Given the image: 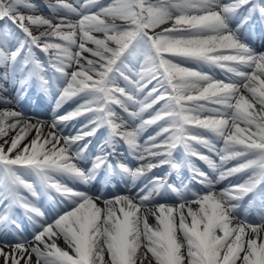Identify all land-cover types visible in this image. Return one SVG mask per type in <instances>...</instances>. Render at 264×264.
Returning a JSON list of instances; mask_svg holds the SVG:
<instances>
[{
  "label": "snow or ice",
  "instance_id": "snow-or-ice-1",
  "mask_svg": "<svg viewBox=\"0 0 264 264\" xmlns=\"http://www.w3.org/2000/svg\"><path fill=\"white\" fill-rule=\"evenodd\" d=\"M48 7L66 15H33L29 0H0V78L19 75L20 91L37 78L42 88L57 89L58 108L81 102L50 125L0 109V225L15 224L11 210L20 207L34 227L31 240L0 244L3 264H264V199L259 223L248 221L247 208L238 215L246 196L251 205L264 190V52L242 39L255 14L264 23V0H57ZM79 117L86 122L66 135ZM151 126L154 134L142 140ZM102 127L107 137L85 169L87 138ZM120 140L135 167L112 163ZM178 146L202 190L153 174L165 165L180 169ZM192 157L216 175L193 167ZM229 161L237 163L225 167ZM102 169L128 178L126 192L105 198L62 182L88 185ZM237 175L247 179L217 190ZM37 184L60 198L51 214L21 194L39 199ZM168 193L179 203L157 202Z\"/></svg>",
  "mask_w": 264,
  "mask_h": 264
},
{
  "label": "bare ground",
  "instance_id": "bare-ground-1",
  "mask_svg": "<svg viewBox=\"0 0 264 264\" xmlns=\"http://www.w3.org/2000/svg\"><path fill=\"white\" fill-rule=\"evenodd\" d=\"M34 1H38L39 4L36 5V8L30 14H33V15H43V16H45L47 18H52L54 15L55 16L66 15L65 11H58V12H55L54 13L51 9L48 8V6H46V4H44V3L41 2L42 0L41 1L40 0H29V2H31V3H33ZM104 2H107V1L106 0H101V3L102 4ZM80 3H84V0H78V2L75 4V6L78 5V4H80ZM40 11H42L44 13H39ZM68 18L69 19H73V20L76 19V18L74 19L73 17H70L69 15H68ZM236 22L237 21H234L233 22V26L235 25ZM33 31H34V34H35V32H36L35 27L33 28ZM257 31H258V33H262L258 29H257ZM256 36L258 37V39L255 38V37H253V39H251L248 35H244L243 34L242 35V39H243V42L245 41L246 43L252 45V48L253 49L257 48V49H255L256 51L258 50V52H264V48L263 47H258V46L264 44V39H261V35H256ZM220 78H223V77H220ZM34 84L35 83L29 84L27 86L26 85L24 86V89L23 90H26L27 91V93L25 94V98H27L28 100H31V97L37 96V93H39V91H38L39 89L36 88ZM20 87L21 86L19 84V78H13L12 76H9V78H8L7 81H5L4 79H1L0 80V88H1V90H3L5 92V94L1 93V98H7V99H9V100L12 101L11 104L1 106L0 109H3L5 107H7V108H14L16 111H20L17 108V106L14 105V103H18L20 101L21 94H22V91H20ZM54 93H55V88H51V89H47V90L44 89L40 93V99H44L47 96H52ZM47 105L49 106V107H47V109H48L49 114L51 115L50 117H54L58 113H60L62 110L72 108L74 106V103L71 102V101L70 102L68 101L66 104H64V106L59 107V108L52 107L50 103H47ZM28 119L32 123H36L37 120H41V121H44L46 125H50V122L49 121L42 120V119H39V118H28ZM83 119H84V117H79V118H76L75 120H72V121H69V122H71L70 124L73 126L74 122L80 124ZM45 130L47 131V127L45 128ZM66 135H68V134H66ZM30 138L31 137H29V139ZM0 143H2V141H0ZM125 148H126V145L124 143H122V149H125ZM121 153H123V156L120 155ZM117 156H118L119 159H121L122 161H124V163H126L130 167H135L137 165V163H138L135 159H133L131 156H129L126 151L123 152L122 150L121 151L119 150ZM182 156L183 155L181 154V156L178 159L179 162L182 161ZM217 162H219V161H217ZM231 162H234V161H229L225 165V167H228L227 165H229ZM80 163H81V166L85 167L84 165H87L86 168H90L91 163L88 162V159H85L84 161H82ZM203 165L207 166L210 169V167L208 166V164H207L206 161L203 163ZM170 170H172V169H170ZM176 171L177 170H172L173 176H175V177H177L176 175H174V172L176 173ZM116 177H117V175H112V174H109V173H106V175H105V179L106 180H109V181L116 180ZM179 177L182 178L183 176L181 175V176H178V178ZM236 180H239V175L230 177V178H228V179H226L224 181L219 182L216 185V188H217V190H220V189H222L224 187H227L229 183H232V182H234ZM87 186L88 185H84L83 184L81 187L79 186V189H77V190H82V191L89 190V188ZM38 188H40V187L37 184V189ZM96 191H99L98 188L96 189ZM52 192H53V190H52ZM46 193L47 192H45V194ZM119 194H121V193H119ZM106 196L107 195H103V197L107 198ZM261 199H264V197L262 195H261L260 198H258L256 200V202H255V204L253 206L257 210L260 208V200ZM39 202H40V204H42V205L44 204L45 205V204L48 203V200H46V197L44 195V198L41 201H39ZM157 202H166V201H160V200L157 199ZM238 215H239L240 218H244L245 217V211H241V212L238 211ZM247 219H248L249 222H253V223H259L260 222L259 217L258 218H253V217H250V216L247 215ZM149 222L150 223H155L154 219L151 218V217L149 218ZM58 243L60 244L61 247H66V245L64 244V242H63L62 239L59 240ZM0 244H2V243H0ZM33 260L35 261V259H33ZM0 264H3V260L2 259H0Z\"/></svg>",
  "mask_w": 264,
  "mask_h": 264
},
{
  "label": "rangeland",
  "instance_id": "rangeland-1",
  "mask_svg": "<svg viewBox=\"0 0 264 264\" xmlns=\"http://www.w3.org/2000/svg\"><path fill=\"white\" fill-rule=\"evenodd\" d=\"M107 2H104L103 4H108V3H110L111 2V0H106ZM35 5H38L39 3H38V1H34L33 2ZM67 3H71V4H75V3H77V0H69V1H67ZM51 5V4H50ZM40 13H43L42 11H40ZM72 15V14H71ZM5 22H0V30H3L4 28H5ZM7 28H8V30L11 32V33H13V34H16V33H18V29H16L15 28V26L14 25H11L10 23H8L7 24ZM97 35H101V34H97ZM10 44H14V41H10ZM2 68V70H3V72H4V69H3V67H1ZM215 73L217 74V75H220L221 74V72H220V70L219 69H216L215 70ZM53 75V74H52ZM50 78H51V76H50ZM33 80V79H32ZM56 101H57V98L56 99H54V105H57L56 104ZM70 101H74V102H76V104H75V106H74V108L77 106V104L78 103H80L81 101H79L78 99H76V100H70ZM43 103V102H42ZM73 108V109H74ZM71 111V110H70ZM31 113V111H29V108H28V110L26 111V114H30ZM122 115H123V113H121ZM150 113H145V118H147L148 117V115H149ZM35 117H38V118H42V119H46L47 117H46V114L45 113H42V112H38V113H36L35 114ZM86 122V120L84 121V123ZM77 127H79V125L77 126ZM76 127V128H77ZM70 129V128H69ZM154 129H155V126H151V127H149L145 132H144V134L142 135V139H144V138H146L147 136H149V135H152V134H154ZM71 130V133L72 134H75V131L76 130H74V129H70ZM207 135V138H209L210 140H213V143H216V144H222V142H219V141H216L215 139H214V137L211 135V134H206ZM199 147V146H198ZM95 156V154L94 155H90V159H92L93 157ZM217 160V159H216Z\"/></svg>",
  "mask_w": 264,
  "mask_h": 264
}]
</instances>
